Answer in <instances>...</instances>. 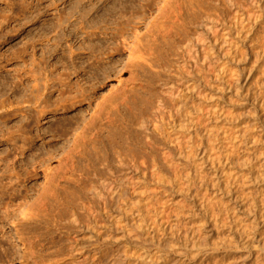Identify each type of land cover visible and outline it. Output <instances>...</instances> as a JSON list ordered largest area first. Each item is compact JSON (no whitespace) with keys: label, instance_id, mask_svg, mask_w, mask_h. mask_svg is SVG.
I'll return each instance as SVG.
<instances>
[{"label":"rangeland","instance_id":"374dc122","mask_svg":"<svg viewBox=\"0 0 264 264\" xmlns=\"http://www.w3.org/2000/svg\"><path fill=\"white\" fill-rule=\"evenodd\" d=\"M160 100L194 122L165 127ZM2 103L0 264H264V0H0ZM119 160L143 164L111 204L126 229L77 230L67 210L85 217ZM46 186L59 197L29 210Z\"/></svg>","mask_w":264,"mask_h":264},{"label":"bare ground","instance_id":"6f19581e","mask_svg":"<svg viewBox=\"0 0 264 264\" xmlns=\"http://www.w3.org/2000/svg\"><path fill=\"white\" fill-rule=\"evenodd\" d=\"M170 5V4H169ZM168 4H166L165 5V7L162 9V12H161V17L162 18H167V16H168V14H169V11L171 10L172 11V9H169V6ZM170 8H173V7H171L170 6ZM170 11V12H171ZM172 13H174V11H172ZM172 13H170V14H172ZM138 19V18H137ZM60 22H64V20H62L61 19V21ZM68 22V21H67ZM60 26H61V24H60ZM75 28V27H74ZM64 32V31H63ZM132 32L135 34V39L136 38H138V33H139V27H137V25H136V27L134 26L133 27V30H132ZM68 35H70V34H68ZM125 35L126 34H122V35H120V37H118L117 36V38L115 37V39H119V40H122L121 42L119 41V43H115L114 45V47H112V51H113V49H114V53H118V52H121V51H119L120 49H122L124 46H126L127 44H128V41H127V38L125 37ZM72 36V35H71ZM58 37H60V36H58ZM58 37H56V38H58ZM64 39V38H63ZM113 39V38H112ZM114 39V40H115ZM58 40V39H57ZM56 40V41H57ZM49 41V40H48ZM55 41V42H56ZM64 41V40H63ZM117 41V42H118ZM115 42H116V40H115ZM113 44V43H112ZM111 45V44H110ZM112 46V45H111ZM55 48V47H54ZM107 49H109L110 50V48H107ZM111 51V50H110ZM56 52V51H55ZM74 52V51H73ZM204 52V48H203V39H198L197 40V42H196V45H193V46H191L190 47V54L192 53V54H197V56L195 55V57L197 58L198 56H199V54L200 53H203ZM75 53H73V55H74ZM111 54V53H110ZM133 54H135V53H133ZM191 54V55H192ZM132 55V54H131ZM136 55V54H135ZM110 56V55H109ZM112 56V55H111ZM72 57V56H71ZM104 61V60H103ZM117 61V60H116ZM115 62V61H114ZM119 64V63H118ZM168 91V90H167ZM127 92L125 91H123L121 94H120V100L119 101H122V100H124V101H126V102H128L127 100V98H128V96H127V94H126ZM168 95H170V97L171 98H175V93H174V91L172 90V89H169V92L167 93ZM160 99H162L161 97H159ZM126 99V100H125ZM164 99V98H163ZM157 100V99H156ZM123 101V102H124ZM130 101V100H129ZM159 101V100H158ZM112 102V101H111ZM109 102L110 103V106H111V108L112 107H114L113 105H116V103L114 104V102H116V100L114 101V102ZM118 102V101H117ZM126 102L125 103H122V105H124V104H126ZM163 100L161 101L160 100V103H158L159 104V107H157V115H159V119H160V121H161V123H162V125H164L165 127H171V128H178L179 130L181 129L182 131L184 130H187V126H188V128H189V124H191L192 122H194V121H190V120H188V116H187V110L185 111L184 110V108L183 107H181V106H179V107H177V106H175V107H173L172 109H170L169 110V112H168V114H167V116H166V114L165 115H163L162 113L164 112V111H166L167 110V107H165L166 105H163ZM148 103V102H147ZM154 103V102H153ZM130 104V103H129ZM119 105H120V103H119ZM5 106H7L5 103H2V106L0 107V110L2 109V110H4V109H6V107ZM103 106V105H102ZM131 106V105H130ZM135 106V105H134ZM146 106H147V104H146ZM157 106V105H156ZM108 107V106H107ZM119 107V106H118ZM122 107V106H121ZM137 107V106H136ZM145 107V106H144ZM148 107H150V106H148ZM153 107H155L154 105H153ZM109 108V107H108ZM110 108V110H113V109H115V107L113 108V109H111ZM127 108V107H126ZM166 108V109H165ZM101 109V112L103 113V112H105V109H107V108H105V107H102V108H100ZM121 109V108H120ZM130 109V108H129ZM138 108H136V110H137ZM154 109V108H153ZM165 109V110H164ZM150 110V109H149ZM155 110V109H154ZM164 110V111H163ZM108 112H109V110H107ZM116 111V110H115ZM129 111H131V109L129 110ZM134 111V110H133ZM100 112V111H99ZM137 112V111H136ZM111 113H113V112H111ZM138 113V112H137ZM136 113V114H137ZM154 113H155V111H154ZM189 113H191V112H189ZM14 114V113H13ZM17 114V113H16ZM107 113L105 112V115H106ZM109 114H110V112H109ZM109 114H107L108 116H109ZM116 114V113H115ZM115 114H113V115H115ZM103 115V114H102ZM112 115V114H111ZM11 116H13L12 115V113L11 112H9L8 110H5L4 111V113H1L0 114V124L3 122V121H7L8 119H9V117H11ZM14 116H15V114H14ZM99 117H100V115H98ZM104 116V115H103ZM103 116H101V117H103ZM108 116H105V117H108ZM147 116V115H146ZM164 116H166V117H168L169 116V122H167L166 121V117L164 118ZM104 117V118H105ZM111 118H112V116H110ZM115 117V116H114ZM138 117V116H137ZM109 118V117H108ZM111 118H109V120L111 119ZM148 118V117H147ZM157 118V117H156ZM187 118V119H186ZM102 119V118H101ZM114 119V118H113ZM189 119H190V116H189ZM144 120H146V117L144 116V114H142V113H140V116L138 117V119H137V122H139L140 121V123L142 122V121H144ZM111 121V120H110ZM109 121V122H110ZM157 121H158V119H157ZM157 121H155V122H157ZM204 121V120H203ZM202 121V122H203ZM159 122V121H158ZM157 122V123H158ZM150 123H152L151 121H150ZM137 124H139V123H136L135 125H137ZM153 125V124H152ZM156 125V126H155ZM157 125H159V124H155L154 123V125L153 126H155V128H154V133H157L158 131H159V126H157ZM94 126V125H93ZM96 126V125H95ZM134 126V125H133ZM161 126V125H160ZM199 126V125H198ZM153 128V127H152ZM198 128V127H197ZM178 129H177V131H178ZM96 130V129H95ZM149 130V129H148ZM152 130V129H151ZM180 130V131H181ZM194 130V129H193ZM201 130V129H200ZM162 131H166V130H162ZM168 131V130H167ZM173 131V130H172ZM179 131V132H180ZM148 132V131H147ZM146 132V133H147ZM151 132V131H150ZM170 132V131H169ZM189 132V131H188ZM201 132H203V131H201ZM172 133H174V132H172ZM177 133V132H176ZM184 133V132H183ZM183 133H181V134H183ZM199 133H200V131H199ZM205 133V132H204ZM203 133V134H204ZM149 134H152V133H149L148 132V135ZM160 134H161V132H160ZM165 134V133H164ZM169 133H167V135H168ZM178 134V133H177ZM180 134V133H179ZM180 134V135H181ZM153 135H155V134H153ZM159 135V134H158ZM162 135V134H161ZM160 135V136H161ZM173 135V134H172ZM205 135V134H204ZM179 136V135H178ZM177 136V137H178ZM184 136H186V135H184ZM148 137V136H147ZM150 137V136H149ZM148 137V138H149ZM162 137V136H161ZM160 137V138H161ZM181 138H177L174 142H176V145H175V147L177 146L178 148V150H179V148L180 147H182V145L184 144L185 145V141H184V139H185V137H184V139H183V136H180ZM168 138V137H167ZM167 138H165L166 140H167ZM169 138H171L170 137V135H169ZM172 139H173V136H172ZM187 139H189V138H187ZM204 139H205V136H204ZM152 140V139H151ZM151 140H149V145H150V141ZM169 141V140H168ZM9 142V141H8ZM152 142V141H151ZM166 142V141H165ZM171 141H169L168 143H170ZM11 143V142H10ZM186 143H187V141H186ZM191 143V142H190ZM153 144V143H152ZM151 144V145H152ZM155 144V143H154ZM171 144H175V143H172L171 142ZM74 148L75 147H78L77 145L76 146H73ZM80 147V146H79ZM74 148H73V150H74ZM75 149H77V148H75ZM72 150V149H71ZM78 150V149H77ZM76 150V151H77ZM165 150V149H164ZM176 151V150H175ZM174 151V152H175ZM75 152V151H74ZM173 152V151H172ZM170 150L169 151H163V158H164V161H166V163H168V164H170V165H172L173 166V162H174V160H175V153H172ZM180 152V154H181V152H182V150L181 151H179ZM178 152V153H179ZM69 155V154H68ZM178 155V154H177ZM67 156V155H66ZM180 156H182V155H180ZM179 156V157H180ZM118 157H120V158H122L121 156H118ZM69 158H70V156H69ZM72 159V158H71ZM66 160V161H65ZM64 160V162H63V160H62V162H63V167H65L66 166V163L65 162H69L70 160L68 159V157L66 158ZM120 162V167H119V169H121V171H117V172H121V173H123V175L124 176H122L123 177V179L122 178H120V179H118L117 177H116V172L114 171V170H112V168H110L111 167V165H112V163H111V165H109L110 164V160H109V164L107 163V169L110 171V180H111V182H109V181H107V180H104L103 181V183H102V188L101 189H99L100 191H95L92 195V197L91 198H93L94 200H96L97 202L96 203H98L97 205H91V204H96V203H94L95 201L94 200H89L90 201V206H87L84 202V204L81 202V207H80V205L78 206L80 209L82 208V210H84V214L86 215L85 217L83 216H81L80 214H78V212H77V207H75V208H73V209H70L69 211L67 210V212L69 213V215H67V217H69V222H70V224L73 226V227H75L77 230H84V229H87V230H89V231H94L93 229H95L101 222L99 221V218H100V220H102L103 221V223L104 222H106L107 221V223H110L109 225L111 226L110 227V230H111V228H112V225H114V224H112V223H114V221L115 220H117L115 223L118 225H116L117 226V228L118 227H120L121 229L120 230H122V228H124V229H126V227H124L125 226V224H124V218H125V215H127L126 213L124 214V212H126L125 211V209H121V210H124V211H121L120 209V212H122L121 214H119L118 216L119 217H116L117 219H115V217L112 215V213L114 212V210L112 211V207H113V201L114 202H116L117 200V202H119V201H122V202H124V197H126L125 195H126V193L123 191V189H122V186H123V184L126 182V180L128 181V180H132L133 181V179L131 178L132 176H131V174H133V173H137V172H139L140 171V167L143 165H141V166H137L136 165V161L134 162H132L131 160V163H125V161L127 162L128 160H119ZM124 161V162H123ZM129 162V161H128ZM172 163V164H171ZM64 164H65V166H64ZM74 164V163H73ZM130 164V165H129ZM137 164H138V162H137ZM71 165H72V163H71ZM110 167H109V166ZM61 166V165H60ZM69 166H70V164H69ZM113 166V165H112ZM155 166H157V163L155 164ZM171 166V167H172ZM62 167V166H61ZM62 167V168H63ZM68 167V166H67ZM67 167L65 168V169H67ZM71 167V166H70ZM69 167V168H70ZM143 167V166H142ZM60 168V167H59ZM72 168H74V167H72ZM71 168V169H72ZM146 168V167H145ZM158 168V167H157ZM173 168V167H172ZM70 169V170H71ZM162 169V168H161ZM73 170V169H72ZM142 170V169H141ZM149 170V169H148ZM153 170H155V169H153ZM146 171V170H145ZM160 171V168H158V173H160L159 172ZM154 172V171H153ZM141 173V172H140ZM156 173H157V170H156ZM142 174V173H141ZM145 174V173H144ZM159 175V174H158ZM157 175V176H158ZM63 176H64V174H63ZM139 176V175H138ZM154 176V175H153ZM54 177V176H53ZM61 177H62V175H61ZM66 177V176H65ZM64 177V178H65ZM135 177V176H134ZM63 178V179H64ZM115 178V179H114ZM117 178V179H116ZM1 179V178H0ZM59 178H57V180H58ZM51 180H54V181H56V179H51ZM65 180H66V178H65ZM64 180V181H65ZM30 178H27V181L25 182L26 183V185H25V187H24V190L21 192V197L20 198H22L24 201H25V203H26V205H28L29 203H30V201H29V198H30V187H29V184H30ZM71 181V180H70ZM69 181V182H70ZM57 183H58V181H56ZM62 182V181H61ZM90 182H91V180H90ZM55 183V182H54ZM68 183V182H67ZM52 185H53V182H52ZM58 185H60V184H58ZM92 185V184H91ZM126 186V185H125ZM124 186V187H125ZM54 187H56L55 186V184H54ZM56 190H58L57 189V187H56ZM55 189H53V187H51V186H46V188H44L43 189V192H41L40 193V195L38 196L37 195V197L33 200V202L31 203V205H30V208H29V210H31V211H33V210H40V212L42 211V210H44L45 211V209L46 210H48L47 209V207H46V202L48 201H46L45 202V199H44V196H43V194H45L46 195V193H53L54 195V198L55 197H59L58 195H56V191ZM92 190H95V188L94 189H92ZM32 191V190H31ZM56 191V192H55ZM91 193V192H90ZM48 195V194H47ZM50 196H51V194H50ZM49 197V196H48ZM48 199V198H47ZM28 200V201H27ZM52 200V199H51ZM58 200V199H57ZM88 201V202H89ZM92 201H94L93 203H91ZM49 202H50V200H49ZM121 202V203H122ZM60 203V202H59ZM113 203V204H112ZM49 204V203H48ZM47 204V205H48ZM66 204V203H65ZM88 204V205H89ZM111 204H112V207H111ZM125 205H126V202L124 203ZM25 205V204H24ZM69 205V204H68ZM72 205V204H71ZM70 206V205H69ZM69 206H67V208L69 207ZM77 206V205H76ZM115 206V205H114ZM49 207V206H48ZM73 207H74V205H73ZM112 208V209H111ZM115 208V207H114ZM29 210H27V212L29 211ZM79 210V209H78ZM26 212V213H27ZM43 212V211H42ZM46 212V211H45ZM81 212H83V211H81ZM67 213V214H68ZM80 213V212H79ZM32 214V213H31ZM30 214V215H31ZM83 214V213H82ZM83 214V215H84ZM25 215V214H24ZM101 215V216H100ZM84 218V219H83ZM103 218V219H102ZM126 219V218H125ZM68 220V219H67ZM100 222V223H99ZM102 223V224H103ZM106 227L108 228V224H107V226L105 225V229H106ZM91 229V230H90ZM109 229V228H108ZM119 229V228H118ZM116 230V229H115ZM91 231V232H92ZM105 231V230H104ZM112 231V230H111ZM117 231V230H116ZM96 232V230L94 231V233H92V234H96L95 233ZM99 232V231H98ZM101 232V231H100ZM115 232V231H114ZM122 232H124V231H122ZM103 233V232H102ZM91 234V235H92ZM99 234V233H98ZM97 234V235H98ZM103 237V236H102ZM100 238V237H99ZM122 239V238H121ZM125 239V238H124ZM78 241V240H77ZM76 241V242H77ZM120 241V240H119ZM110 248V247H109ZM107 251V250H106ZM73 252V251H72ZM76 253V252H75ZM106 254V253H105ZM104 254V255H105ZM111 254V253H110ZM76 257V256H75ZM106 258H107V256H106ZM124 259V258H123ZM100 260V259H99ZM35 262H36V260H35ZM84 262V261H83ZM102 262V261H101ZM81 263V262H80ZM104 263V262H103ZM124 263V262H123ZM74 264V263H73ZM81 264H83V263H81Z\"/></svg>","mask_w":264,"mask_h":264}]
</instances>
